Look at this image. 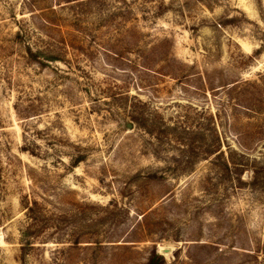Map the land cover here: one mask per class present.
Segmentation results:
<instances>
[{
    "label": "rangeland",
    "instance_id": "obj_1",
    "mask_svg": "<svg viewBox=\"0 0 264 264\" xmlns=\"http://www.w3.org/2000/svg\"><path fill=\"white\" fill-rule=\"evenodd\" d=\"M161 249L264 264V0H0V264Z\"/></svg>",
    "mask_w": 264,
    "mask_h": 264
},
{
    "label": "trees",
    "instance_id": "obj_2",
    "mask_svg": "<svg viewBox=\"0 0 264 264\" xmlns=\"http://www.w3.org/2000/svg\"><path fill=\"white\" fill-rule=\"evenodd\" d=\"M129 118V119H128ZM126 123H132L136 126H140L138 119L133 116H126ZM220 151H217L219 153ZM164 261V256L160 255L158 251H155L152 256L148 259L147 264H162Z\"/></svg>",
    "mask_w": 264,
    "mask_h": 264
},
{
    "label": "water",
    "instance_id": "obj_3",
    "mask_svg": "<svg viewBox=\"0 0 264 264\" xmlns=\"http://www.w3.org/2000/svg\"><path fill=\"white\" fill-rule=\"evenodd\" d=\"M126 127H127V130H132V124H127ZM170 253H171L170 249H161V250H159V254L162 255V256L169 255Z\"/></svg>",
    "mask_w": 264,
    "mask_h": 264
}]
</instances>
